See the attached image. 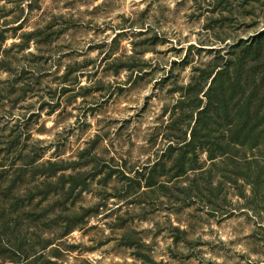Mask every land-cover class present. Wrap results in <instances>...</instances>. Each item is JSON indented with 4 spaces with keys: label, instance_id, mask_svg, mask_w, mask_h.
<instances>
[{
    "label": "rangeland",
    "instance_id": "374dc122",
    "mask_svg": "<svg viewBox=\"0 0 264 264\" xmlns=\"http://www.w3.org/2000/svg\"><path fill=\"white\" fill-rule=\"evenodd\" d=\"M263 30L264 0H0V264H264V195L170 159Z\"/></svg>",
    "mask_w": 264,
    "mask_h": 264
},
{
    "label": "trees",
    "instance_id": "16d2710c",
    "mask_svg": "<svg viewBox=\"0 0 264 264\" xmlns=\"http://www.w3.org/2000/svg\"><path fill=\"white\" fill-rule=\"evenodd\" d=\"M239 48L234 45L232 50ZM213 74L205 93L206 102H202L194 125L189 127L190 138L186 132V139L178 145L175 158L170 156L174 179L193 173L191 183L197 184L207 172L199 164V154L205 153L211 170L231 168L227 172L232 175L229 183L237 185L242 180L251 185L253 194L264 195V30L237 59L223 60ZM215 119L220 121L218 125ZM213 125L218 127L214 129ZM213 131L218 137L213 138ZM19 149L20 140H17V143L9 142L4 152L17 156L22 154ZM174 150L170 147L169 152ZM49 165L56 168V164ZM1 167L5 178L10 168ZM57 172L49 178L55 177Z\"/></svg>",
    "mask_w": 264,
    "mask_h": 264
}]
</instances>
